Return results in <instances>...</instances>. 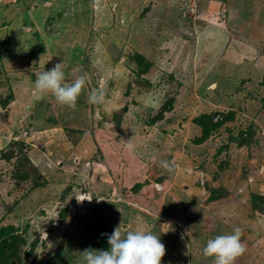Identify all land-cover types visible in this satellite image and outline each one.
I'll use <instances>...</instances> for the list:
<instances>
[{
    "label": "rangeland",
    "instance_id": "obj_1",
    "mask_svg": "<svg viewBox=\"0 0 264 264\" xmlns=\"http://www.w3.org/2000/svg\"><path fill=\"white\" fill-rule=\"evenodd\" d=\"M15 1L23 2L0 0V225L26 238L21 261L12 262L84 264L80 230L97 207L113 230L144 222L159 235L161 264H214L202 254L207 240L237 227L246 251L235 264H264V213L248 211L255 188L238 177L250 175L264 192V0H28L25 12L11 10ZM48 16L59 29L53 35ZM61 60L66 81L86 75L75 108L35 94L36 75ZM102 81L105 101L92 104L89 93ZM203 115L222 123L196 154L195 119ZM243 128L246 158L232 141ZM215 141L234 145L219 158L240 168L197 186V171L182 173L179 162L192 151L196 164L202 154L211 162ZM169 152L173 174L160 166ZM74 156V165L64 163ZM15 165L29 178L15 176ZM212 187L240 200H209ZM82 194L91 201L78 202ZM162 212L169 221L147 222ZM175 225L177 237H168Z\"/></svg>",
    "mask_w": 264,
    "mask_h": 264
},
{
    "label": "clouds",
    "instance_id": "obj_2",
    "mask_svg": "<svg viewBox=\"0 0 264 264\" xmlns=\"http://www.w3.org/2000/svg\"><path fill=\"white\" fill-rule=\"evenodd\" d=\"M66 13L67 16L69 15L68 11L64 10L62 16ZM48 29L49 24L46 26V30ZM86 83L85 74L66 81L64 63L61 60L50 70H43L36 75L34 89L38 97L51 93L59 104L75 108ZM105 89L106 83L102 81L98 88L90 91L88 101L96 105L102 104L106 98ZM160 166L167 172L174 171L175 167L173 162L167 160H162ZM199 173L197 180L200 184H204L206 175L203 171H198ZM76 199L82 202L91 201L92 198L90 195L82 194ZM175 229L173 233L179 231V228L175 227ZM102 235L107 237L108 248L106 250L85 249L81 252L84 264H161V259L166 252L159 235L153 234L144 222H140L135 230L123 234L117 226L110 235L107 233ZM241 237L242 231L237 227L231 234L210 238L203 247L202 254L205 257L214 258V264H235L236 259L246 251V245Z\"/></svg>",
    "mask_w": 264,
    "mask_h": 264
},
{
    "label": "trees",
    "instance_id": "obj_3",
    "mask_svg": "<svg viewBox=\"0 0 264 264\" xmlns=\"http://www.w3.org/2000/svg\"><path fill=\"white\" fill-rule=\"evenodd\" d=\"M22 1H23L22 3L19 1H15L14 2L15 5L10 3L11 5L14 6L11 10L16 9V8H17L18 12H20V11L25 12V11H28L29 9L31 10V8H30L31 7V1H29V2H28V0H22ZM37 2H41L40 4L45 3L44 0H35V5L37 4ZM47 7H49V6H47ZM64 9H66V8H64ZM69 9H70V6H68L66 10H69ZM52 23H54V17L48 16L46 19V23H45V31L50 32V30H51L50 33H47L48 35H53L54 31L59 30L57 27V24L52 26ZM48 24H49V29L46 30V26ZM30 25L35 26L34 22ZM2 95L3 96L5 95L4 91H2V92L0 91V100L4 99V98H2ZM134 114H136L137 116H140L139 113H134ZM212 115H210V116L203 115L202 117H200L201 119H199V117H197L195 119V123L198 126H200L202 129V134L198 137L193 138V147L191 149L196 154L198 152L202 153L203 151H196L195 146L199 145V144L203 145L205 142L210 140V137H209L210 134L213 133L214 131H216L218 129L219 124L222 123V122H219V123L214 122ZM159 116H161V115L159 114ZM205 117H207V118L204 120ZM50 121H51V119H50ZM150 121H153V119H151ZM246 128H243L242 131H238V133H236V136L234 138H232V141L234 142L235 146L231 145V142L230 143H223V141H215L214 153H213L214 156H213V159L211 162H209L208 158H205V155L202 154L201 157H199L197 160L198 164H196V158L197 157L194 156L195 153L193 151H192V154L190 157H187L186 153L184 155H182V157H186V159L182 158L179 162L181 164L182 168L184 169V170H181L182 173H184L186 170H189V169L190 170L194 169V171L195 170L196 171H203L207 177L204 180V184H200L199 180H197L196 185H200V187H206L208 185L210 186L211 184H214L213 179L217 180L219 178L221 181H224L225 179H221L222 177H224L223 173L228 175L229 171H230L229 168L237 169L240 167H237L234 164L235 161L234 162L231 161L233 157L231 159L229 158V161L227 158H224V157H222L220 159L219 153L223 152L226 149H229V147H231V146H234V147L239 148L238 150L244 149L243 150L244 151V157L246 158L247 151L248 152L250 151L248 149H250L249 148V144H250L249 139H251V137H249L247 135L246 131H244V130H247V131L249 130V128L248 129H246ZM217 142H218V144H217ZM189 145L190 144H188L187 146H189ZM256 152H258V151H256ZM259 152H262V151H259ZM237 153H239V151H237ZM171 158H172V152H169V155L167 156L166 160L171 162V160H172ZM229 164H230V166L225 167L226 165H229ZM20 168L18 165L14 166V170H15L14 175L20 176V178H25L26 176H28V178H29V175L26 173H23L22 175H20V173H19ZM171 174H173V173H171ZM175 174H176V170H175ZM242 175H244V176L241 177V175L240 176L238 175V177L241 179L240 181L242 182L241 185L245 184V186H247L249 188H255V189H250L251 190V192H250L251 196H249L248 202H247V204L249 205L248 211L252 210L253 213L258 212L259 214L264 213V192L263 193L260 192L257 186L252 187V185L249 182L251 179L250 175H246L243 173H242ZM174 176L175 175H173L172 177H169V179L172 180L174 178ZM41 178H43V176L40 173L30 175V179L35 181V183H38L39 179H41ZM157 179L160 181L162 180V178H157ZM217 182H218V180H217ZM138 186L139 185L137 183L135 185L134 189L137 190ZM213 189H214V187H212V189L209 191L210 192L209 200H212V201L221 200V199H224V197L229 200V198L232 196L231 194H228V195H226L225 193H224V195L220 194V192L217 191L218 188H215L214 190ZM236 197H231L230 201L235 203L238 200H240L239 198H236ZM66 212H67L66 209H62V212L60 214V220L61 221L66 218ZM146 216L148 218L147 222L151 223L152 225L160 222L161 218H164L160 215H158L157 217H152L151 215H146ZM110 221L111 220L109 218V215L106 212L101 211V208L99 210V208L95 207L94 210H91L90 211V217H89L88 221L83 223L82 229L80 230L79 237H80L81 242L83 243V248H85V249L90 248L93 250H106L108 248L107 237L103 236L102 234L107 233L110 235L113 232V229L110 226ZM175 227L178 228V225H175ZM177 232H179V231L177 230ZM123 233L124 232H122V234ZM174 234L172 231L171 232L169 231L168 237L169 236L174 237V238L177 237L178 233H174ZM242 240H244V239L242 238ZM25 241H26V238L23 237V235L21 233H18V232L16 233V229L13 225H0V264H14L11 260L13 256L20 259V261H21L20 256H18V252H19L20 246L22 244H24ZM57 249L58 248L55 247L54 252H56ZM49 259L50 258H45L44 261H46L47 264H53V263L49 262Z\"/></svg>",
    "mask_w": 264,
    "mask_h": 264
},
{
    "label": "water",
    "instance_id": "obj_4",
    "mask_svg": "<svg viewBox=\"0 0 264 264\" xmlns=\"http://www.w3.org/2000/svg\"><path fill=\"white\" fill-rule=\"evenodd\" d=\"M71 69H72V73H73V75H74V74H75V71H74V70H75V67H72ZM71 69H70V70H71ZM67 70H68V69H67ZM67 70H65V71H67ZM243 153H244V151L241 150L240 158H242ZM77 160H78V157H77V156H74V157H71V161H73V162H71L70 159H69V160L64 161V163H65V164H70V165H71V163H72V164L74 165V163H76ZM11 170H12V171H11L10 173L13 172V169H11ZM83 203H86V200L83 201ZM122 230L125 231L126 228L122 226Z\"/></svg>",
    "mask_w": 264,
    "mask_h": 264
},
{
    "label": "crops",
    "instance_id": "obj_5",
    "mask_svg": "<svg viewBox=\"0 0 264 264\" xmlns=\"http://www.w3.org/2000/svg\"><path fill=\"white\" fill-rule=\"evenodd\" d=\"M66 12H67V10H66ZM223 15H224V17L226 16V14L223 12L222 13ZM63 17H67V13H66V15L65 16H63ZM212 24V23H211ZM197 177H198V171H197ZM161 209H162V205H161ZM161 209H160V211H161ZM215 210H216V208H215ZM164 213V212H163ZM162 213V217H164L165 219H167L168 221L170 220V218H167L166 216H164V214ZM215 215H213L212 217H214ZM211 218V217H210Z\"/></svg>",
    "mask_w": 264,
    "mask_h": 264
},
{
    "label": "built area",
    "instance_id": "obj_6",
    "mask_svg": "<svg viewBox=\"0 0 264 264\" xmlns=\"http://www.w3.org/2000/svg\"><path fill=\"white\" fill-rule=\"evenodd\" d=\"M191 7H192L191 4H186V6H185L184 9L186 10V9L191 8ZM185 12H186V11H183V15H185ZM80 196H81V195H79V197H80ZM79 197H78V198H79ZM72 211H74V213H75V208H72Z\"/></svg>",
    "mask_w": 264,
    "mask_h": 264
}]
</instances>
